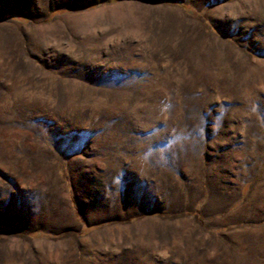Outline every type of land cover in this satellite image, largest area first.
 I'll use <instances>...</instances> for the list:
<instances>
[{"label": "rangeland", "instance_id": "rangeland-1", "mask_svg": "<svg viewBox=\"0 0 264 264\" xmlns=\"http://www.w3.org/2000/svg\"><path fill=\"white\" fill-rule=\"evenodd\" d=\"M0 264H264V0H0Z\"/></svg>", "mask_w": 264, "mask_h": 264}]
</instances>
